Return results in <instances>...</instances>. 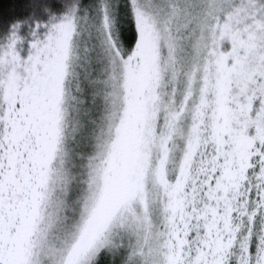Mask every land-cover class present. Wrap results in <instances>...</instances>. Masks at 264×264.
Wrapping results in <instances>:
<instances>
[{
    "label": "snow or ice",
    "instance_id": "6c2138e0",
    "mask_svg": "<svg viewBox=\"0 0 264 264\" xmlns=\"http://www.w3.org/2000/svg\"><path fill=\"white\" fill-rule=\"evenodd\" d=\"M0 264H264V0H0Z\"/></svg>",
    "mask_w": 264,
    "mask_h": 264
}]
</instances>
